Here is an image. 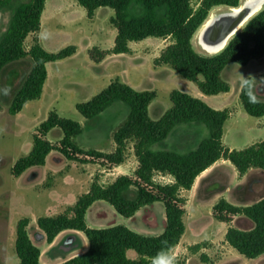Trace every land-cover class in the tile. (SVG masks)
Wrapping results in <instances>:
<instances>
[{"label": "trees", "instance_id": "16d2710c", "mask_svg": "<svg viewBox=\"0 0 264 264\" xmlns=\"http://www.w3.org/2000/svg\"><path fill=\"white\" fill-rule=\"evenodd\" d=\"M15 0H0V8L9 6ZM76 0L88 18L102 7L113 10L110 23L116 30L114 46L103 51L92 47L87 51L91 62L99 64L110 54H128L129 42L146 38L170 39L154 61L155 66H168L183 79L194 83L205 96H216L230 91V85L221 78V73L230 63L246 66L251 60H261L264 56V8L253 15L235 33L224 48L214 55L196 52L191 44L193 35L208 18L209 12L219 6L236 8L240 0ZM141 8V13L132 15L131 5ZM45 0H23L14 9L6 32L0 39V72L8 64L29 57L33 63L24 83L14 95L8 113L19 114L23 107L38 100L47 79V63L67 59L76 53V47L66 46L56 53H49L35 40L26 51L24 42L28 35L39 31ZM251 85V79L246 78ZM244 82V81H243ZM251 90V89H250ZM249 87L242 83L239 101L245 113L251 117L264 116V101L250 103ZM154 91H136L118 79L86 102L75 106L85 119H93L114 103L128 107L126 119L112 134L115 150L103 153L96 150H83L75 142L82 133L80 123L61 117L55 110L35 128L32 147L28 154L19 157L10 173L17 178L31 167L45 165L46 157L58 151L69 161L82 164L90 160H100L110 166L121 165L125 160L127 142L133 143V152L138 166L134 179L122 175L111 184L103 186L95 176L87 193L78 197L74 205L68 206L55 217H39L38 229L45 235L47 243L63 231L81 232L88 241V249L62 264H157L168 258L185 233L184 205L181 190H190L195 179L215 162H229L239 177L251 169L264 171V141H258L243 149H229L223 145L224 124L229 118L228 109L215 110L199 98L179 90L169 95L171 107L158 119L149 116L148 107L156 98ZM201 126L206 135L194 148L179 152L173 148L159 147L177 126ZM59 129L62 138L55 146L47 140L52 129ZM155 173L170 175L172 184H157ZM134 189V196L126 194ZM97 201L109 204L121 217H133L141 208L162 203L165 226L157 236L136 233L124 225H114L95 229L87 226L85 215L89 207ZM213 217L227 224L225 243L248 260L264 255V198L251 205H234L220 198L212 207ZM242 217L252 223L248 230L230 225L232 219ZM28 218H22L16 225L14 250L18 264H39L40 250L28 237ZM202 244L190 246L193 253L202 249ZM132 250L136 259L127 257Z\"/></svg>", "mask_w": 264, "mask_h": 264}, {"label": "rangeland", "instance_id": "374dc122", "mask_svg": "<svg viewBox=\"0 0 264 264\" xmlns=\"http://www.w3.org/2000/svg\"><path fill=\"white\" fill-rule=\"evenodd\" d=\"M244 1L240 0V4ZM21 2L23 0H15L9 6L0 8V39L9 26L14 9ZM192 4L196 7L198 1L192 0ZM102 8L101 11L97 9L93 17L88 18L85 10L77 4L76 0H45L40 29L27 36L24 42L25 50L28 51L35 40L49 53H56L69 45L75 46L77 53L78 46L79 52L74 58L62 63L53 62L50 70L59 73H71L74 75L73 78H86L90 74V66L96 64L89 60L87 51L92 47L108 51L114 46L116 30L110 23V18L114 12L108 7ZM263 8L264 4L261 10ZM228 11L230 8L219 6L213 8L208 16L213 13L218 15ZM129 12L132 15H138L141 13V8L133 4L129 8ZM98 40L102 42L103 48L92 45ZM112 40L113 46L107 50L106 48L111 45ZM169 42L170 39L152 37L142 41L129 42L128 54H110L101 62L106 66L103 80V85L106 87L113 80L118 79L136 91H154L156 93L157 97L148 107L149 116L153 120H158L171 107L169 95L172 90L176 89L191 96L194 92H198L194 83L183 79L168 66L154 65V61ZM191 44L193 49L200 54H216L203 50L198 42L197 32L193 35ZM257 61L259 60L253 61L248 67L230 63L221 73V78L230 85V91L227 94L216 95L213 97V102L220 105L224 104V109H228L230 112L223 130V142L227 148L231 146L236 149H243L247 145H251L249 143L264 141V116L255 118L247 115L239 101L240 88L246 78L251 79V91L256 96L257 101H264V76H256L259 65ZM32 66L31 59L26 57L6 65L0 72V264H5V261L9 260H16L19 263L14 250L15 225H17L16 221L19 218L22 219L23 212L18 207L16 200L10 197V192L16 184V179L11 175L10 170L19 157L28 154L30 151L35 128L47 118L48 112L57 110L56 112L59 111L62 117L80 123L84 129L75 138L77 145L83 150H96L103 153H110V143H114L112 134L128 114V107L117 102L95 118L85 120L72 104L75 100L82 101L85 96H80L77 88L71 89L64 82V91H61L60 94L52 95L45 91L38 100L29 101L19 114L12 116L8 113V107L24 83ZM52 81L50 78L48 86L51 84L54 86L55 82ZM4 89L10 90L7 95L4 94ZM257 123L263 124V126L260 125V129H258L256 128ZM235 126L240 128L235 130ZM52 130L47 134L49 142L59 146L58 138L62 137V132L57 128ZM205 135L206 130L201 126H177L163 146L159 147L173 148L179 152H184L194 148ZM126 147L125 160H128L126 166L129 170L126 176L134 179L135 171L133 170L137 168L135 164L137 159L133 154L134 152L129 151L133 150V143L127 142ZM130 156L131 159H129ZM88 160L90 161L87 164L99 165L100 170L103 171L102 178L99 179V183L103 186L109 185L116 174L121 172L108 171V169L116 166H110L104 161ZM67 161L71 162L70 165L73 168L87 165L78 161H69L56 150L49 157V165L55 169L63 167L67 169L64 165ZM234 170L230 164L229 166L220 165L212 183L205 188L200 186L197 195L196 193L191 194L190 198L183 195L188 190L180 191L181 197L185 199L184 223L186 232L180 244L174 247L168 256L176 258L175 264H264V255L257 259L248 260L221 241V232L227 224L224 225L213 217L212 207L220 198H223L222 196H227L228 202L241 206L251 205L264 198V171L251 169L240 183L241 178L237 173H234L236 172ZM40 181L44 182V186H48L51 183V178L46 175L44 179L39 180L38 184ZM153 181L165 185L172 184L174 179L167 174L155 173ZM126 196L132 198L134 189L131 188ZM106 205L110 206L107 203ZM136 217L129 221L123 217L111 218L110 214L107 213L104 221H113V224L124 225L127 228L130 226L137 227V230L142 231L145 235H151L148 231H152L156 235L165 226L162 203L145 208ZM230 225L242 230H248L252 227V223L242 217L233 218ZM198 243L203 246L198 252L193 253L188 250L190 246Z\"/></svg>", "mask_w": 264, "mask_h": 264}, {"label": "crops", "instance_id": "0c3cea01", "mask_svg": "<svg viewBox=\"0 0 264 264\" xmlns=\"http://www.w3.org/2000/svg\"><path fill=\"white\" fill-rule=\"evenodd\" d=\"M101 9L103 8H99L98 11H101ZM92 45L101 46V48H103L102 42L100 40H98V42H94ZM112 46H113V40L111 42V45L106 49L108 50L112 48ZM78 52H79V47L77 46V53H75L73 56L67 59L57 62L62 63L63 61L71 60L78 54ZM253 61L255 60H251L244 67H248L251 63H253ZM257 62L259 63V65L257 68L256 76H264V56L261 60ZM52 63H47L46 65L47 79L43 86L41 96L45 91L46 92L48 91L52 95L60 94L61 91H64L63 85L64 82H66L71 89L77 88L76 90L78 91V94H80V96H85V99H83L82 101H88L106 87L105 85H103V80L105 78L104 76L106 73L105 71L106 66L103 63L92 64V66H90L91 67L90 74L86 78H82V79H78L77 77L73 78L74 75L71 73L66 74L64 72L59 73L57 71H53V70L51 71L50 66L52 65ZM50 78L51 81L53 80L52 82H55L54 86H52V84L51 86H48V82ZM192 96L201 99L208 106H210L215 110L224 109V104L220 105L218 103L213 102V97L215 96H205L201 94L199 90L198 92H194ZM82 101L75 100L73 101L72 104L76 106V104ZM58 114L60 115V112ZM256 125H257L256 128L258 129H260L261 127L260 125L263 126V124H259V123H257ZM236 128L239 129L240 127L235 126L234 129L237 130ZM52 131L53 130H51L50 132ZM61 138L59 137L58 140H60ZM48 141L50 140L48 139ZM222 142H223V137H222ZM223 145L227 147V145L224 144V142ZM110 146L111 147L109 152L111 153L115 149V143L111 142ZM228 148L236 149L231 146ZM129 151L133 152L132 149ZM52 152L49 153V155L46 157L44 166L31 167L27 169L24 173H22L19 177L15 178L16 184L12 189V191L10 192V197H13L16 200L18 207L23 212L21 218H29L30 220V224L27 231L32 243L40 250V256H39L40 264H62L76 256L82 255L88 249V241L85 238V236L81 232L73 231V230H66L61 232L60 234L57 235V237L53 240L52 243L50 244L47 243L45 235L43 234V232H41L38 229L36 225V220L39 217H55L61 214L66 207L74 205L79 196L88 192L93 177L97 174L99 179H101L102 178L101 174L103 173V171L100 170L99 165L96 166V164L94 165L87 164V165H83V167L73 168V166L70 165L71 162L68 161L64 163L67 169H64V167L60 169H55L49 165V157L50 155H52ZM129 159H131V156L129 157ZM126 161L128 160H125L121 165L112 167V169H108V171H112V172L121 171L116 174L115 178H113V180H111L109 184H111L116 179V177L128 174L127 172L129 170H128V166H126L127 165ZM135 164L137 167L138 162L136 161ZM229 164H230L229 162L224 160H219L215 162L211 167L203 171L195 179L191 189L185 191L183 195H185L187 198L188 197L190 198V195L191 194L193 195L194 193H196L197 195V191L200 188V186L202 188H205V186L208 187L210 183H212V179L214 178L215 173L220 165L229 166ZM46 175L50 176L51 183L48 186H44V182L40 181V184H38L39 180L44 179ZM245 176L240 177L241 178L239 181L240 183H242ZM222 197L225 198L227 201H229V198L227 196H222ZM156 204L159 203H154L153 205L141 208L133 217L128 218L126 220L129 221H132V219L134 220V218H137L136 215L139 214L142 210L148 207H154ZM107 213L110 214L111 218L121 217L118 214H116V212L111 206H107L106 202L97 201L93 203L91 207H89L85 215L87 226L90 228L101 229L116 225L112 223L113 221L111 222L104 221V218H106ZM227 227L228 226H226V228H223L221 232V239H222L221 241H223L224 243H225L224 237ZM129 229L136 233L145 235L144 233H142V231H138L137 227L130 226ZM163 229L156 235H154L152 231H148L150 232L149 234L151 235H145V236H157L162 233ZM184 235L182 236L181 240L183 239ZM127 257L130 259H136L137 255L135 254L134 251L129 250L127 251ZM5 264H18V263L16 262V260H12V261L9 260V261H5Z\"/></svg>", "mask_w": 264, "mask_h": 264}, {"label": "bare ground", "instance_id": "6f19581e", "mask_svg": "<svg viewBox=\"0 0 264 264\" xmlns=\"http://www.w3.org/2000/svg\"><path fill=\"white\" fill-rule=\"evenodd\" d=\"M264 0H245L238 7L218 15L210 14L197 31L200 46L208 53H217L243 25L261 10Z\"/></svg>", "mask_w": 264, "mask_h": 264}, {"label": "clouds", "instance_id": "9594fccd", "mask_svg": "<svg viewBox=\"0 0 264 264\" xmlns=\"http://www.w3.org/2000/svg\"><path fill=\"white\" fill-rule=\"evenodd\" d=\"M243 83L249 87V91L247 92V95H248V98H249V102L250 103L258 102L256 96L250 90L251 89V85H250L249 81L248 80H244ZM9 91H10L9 89H4V94L7 95ZM175 261H176L175 257H168L164 261H158L157 264H175Z\"/></svg>", "mask_w": 264, "mask_h": 264}, {"label": "water", "instance_id": "95a60500", "mask_svg": "<svg viewBox=\"0 0 264 264\" xmlns=\"http://www.w3.org/2000/svg\"><path fill=\"white\" fill-rule=\"evenodd\" d=\"M230 9H232V8H230Z\"/></svg>", "mask_w": 264, "mask_h": 264}]
</instances>
